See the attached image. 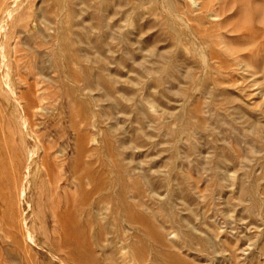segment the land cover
<instances>
[{"label":"rangeland","instance_id":"374dc122","mask_svg":"<svg viewBox=\"0 0 264 264\" xmlns=\"http://www.w3.org/2000/svg\"><path fill=\"white\" fill-rule=\"evenodd\" d=\"M0 62V264H264V0H0Z\"/></svg>","mask_w":264,"mask_h":264},{"label":"bare ground","instance_id":"6f19581e","mask_svg":"<svg viewBox=\"0 0 264 264\" xmlns=\"http://www.w3.org/2000/svg\"><path fill=\"white\" fill-rule=\"evenodd\" d=\"M11 14V13H10ZM4 55V54H3ZM5 56V55H4ZM4 61H5V59H4ZM1 63V62H0ZM10 69V68H9ZM10 75V74H9ZM8 75V76H9ZM9 86V85H8ZM13 87V86H12ZM14 90V89H13ZM19 100V99H18ZM21 100V99H20ZM19 100V101H20ZM22 101V100H21ZM21 101H20V104H21ZM23 105V104H22ZM23 108H24V106H23ZM35 109V108H34ZM33 109V110H34ZM34 112V111H33ZM34 113H32V115H33ZM27 118V117H26ZM26 122H29L28 121V119H27V121ZM30 125V124H29ZM35 136H37V135H35ZM37 138V137H36ZM39 143H42V142H39ZM43 144V143H42ZM41 144V149H42V154L40 153L39 154V156H37V157H35L34 155L36 154V151L34 150V151H32V153L30 154V162H28V161H26V162H28V163H26V164H28L29 166L31 165V166H34V168L37 170V172H38V177L39 176H43V175H45V176H47L48 178V180L49 181H51V177H52V169H51V164H49V161H50V157H51V153H50V151H49V148L48 147H46V145H42ZM37 145V144H36ZM33 146H35V145H33ZM34 148V147H33ZM35 149V148H34ZM30 151V150H29ZM29 154V153H28ZM29 156V155H28ZM23 159V157L22 158H19L18 159V165L19 166H21V164H22V166H24V165H26L25 164V160L23 161L22 160ZM55 160V159H54ZM54 161L52 160L50 163H53ZM24 163V164H23ZM55 163H56V161H55ZM17 165V167H19ZM55 167V166H54ZM19 169H21V167H19ZM23 169V168H22ZM21 169V170H22ZM26 169H27V167H26ZM20 170V171H21ZM19 171V173H21ZM31 172V171H30ZM35 178H37V176L35 175ZM40 178V177H39ZM73 178V177H72ZM34 179V178H33ZM74 179H76V178H74ZM34 181H35V179H34ZM16 183H17V181H16ZM19 183V182H18ZM23 184V183H22ZM19 184H17V186H18ZM82 185V184H81ZM58 187H60V186H58ZM57 187V188H58ZM77 187V186H76ZM78 188V187H77ZM27 189V188H26ZM54 190H55V188H54ZM28 231V230H27ZM28 236H29V234H28Z\"/></svg>","mask_w":264,"mask_h":264}]
</instances>
